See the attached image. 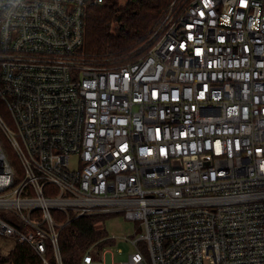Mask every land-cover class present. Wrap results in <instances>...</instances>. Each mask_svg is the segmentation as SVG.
I'll return each mask as SVG.
<instances>
[{"label":"built area","instance_id":"2783aa9c","mask_svg":"<svg viewBox=\"0 0 264 264\" xmlns=\"http://www.w3.org/2000/svg\"><path fill=\"white\" fill-rule=\"evenodd\" d=\"M103 1L0 0V236L63 264L54 212L123 215L121 264H264V0H170L118 68L85 60Z\"/></svg>","mask_w":264,"mask_h":264},{"label":"trees","instance_id":"16d2710c","mask_svg":"<svg viewBox=\"0 0 264 264\" xmlns=\"http://www.w3.org/2000/svg\"><path fill=\"white\" fill-rule=\"evenodd\" d=\"M169 3L170 0H104L90 7L85 33L86 62L118 68L137 60ZM54 215L66 224L59 237L63 264H81L82 256L96 243L101 250L105 247L108 235L104 225L111 215L87 216L70 222L58 212ZM46 260L56 264L52 249ZM0 264H44V259L29 246L14 240L8 253L0 249Z\"/></svg>","mask_w":264,"mask_h":264},{"label":"rangeland","instance_id":"374dc122","mask_svg":"<svg viewBox=\"0 0 264 264\" xmlns=\"http://www.w3.org/2000/svg\"><path fill=\"white\" fill-rule=\"evenodd\" d=\"M5 120L9 125H11L12 122L8 116H5ZM4 145L7 156L12 160L14 168L16 170H20V166L13 151L9 149L8 144ZM104 226L109 240L103 249V263L121 264L126 262L128 257L135 252V249L131 247L129 241H136L143 234V230L140 228V222L127 220L123 215H111L108 217ZM13 245V239L0 236V249H2L4 253H8V251L12 249ZM139 246L143 249L142 252L147 261L150 262L146 242L140 241Z\"/></svg>","mask_w":264,"mask_h":264}]
</instances>
